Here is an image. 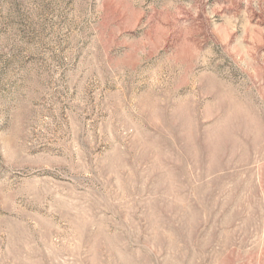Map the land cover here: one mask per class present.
Wrapping results in <instances>:
<instances>
[{"label":"rangeland","instance_id":"obj_1","mask_svg":"<svg viewBox=\"0 0 264 264\" xmlns=\"http://www.w3.org/2000/svg\"><path fill=\"white\" fill-rule=\"evenodd\" d=\"M0 264H264V0H0Z\"/></svg>","mask_w":264,"mask_h":264}]
</instances>
